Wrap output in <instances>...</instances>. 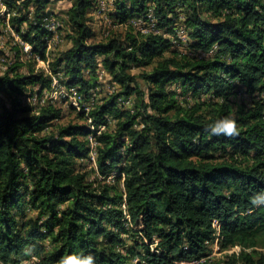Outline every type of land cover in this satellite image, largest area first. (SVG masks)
<instances>
[{
	"label": "trees",
	"instance_id": "obj_1",
	"mask_svg": "<svg viewBox=\"0 0 264 264\" xmlns=\"http://www.w3.org/2000/svg\"><path fill=\"white\" fill-rule=\"evenodd\" d=\"M50 2L24 0L25 12L10 19L32 50L0 77V264H57L80 251L97 256L96 264H175L211 253L214 222L221 249L242 248L225 264H264L257 251L264 238V0H115L121 23L152 14L160 30L128 36V47L117 39L89 43L95 0H73L72 47L50 62L49 74L37 73L36 59L48 61ZM181 26L192 54L174 49L166 57ZM98 56L121 91L83 107L82 124L58 126L54 104L27 103L52 89L53 76L88 100L94 86L85 73L96 72ZM132 66H152L143 75L147 91L128 73ZM173 86L199 101L179 105ZM241 93L252 104L234 114L232 98ZM132 96L135 108L125 109ZM230 113L239 134H210L207 126ZM111 118L117 129L102 130ZM93 149L97 168L83 171Z\"/></svg>",
	"mask_w": 264,
	"mask_h": 264
},
{
	"label": "rangeland",
	"instance_id": "obj_2",
	"mask_svg": "<svg viewBox=\"0 0 264 264\" xmlns=\"http://www.w3.org/2000/svg\"><path fill=\"white\" fill-rule=\"evenodd\" d=\"M5 1L6 0H0V77L6 71L7 64L17 59V56H21L20 58L25 60L27 59L25 53H29L25 52L24 45L22 44L25 42L21 40L20 35L16 32L10 22V19H13L14 15L18 16L21 13L25 12V8H23L22 6L24 0H17V4L14 8L8 7ZM73 3V0H51L47 11L51 13V19H54L57 22L58 28L55 29V32L52 33L51 37L48 40V61L44 62L36 59L37 73L43 71L49 74L50 62L52 63L63 52L67 51L69 48L72 47V41L70 40V37L73 35V26L70 23L68 11L72 7ZM30 9V12L32 14L35 9V6L31 5ZM115 13H117L115 7V0H95L94 8L91 9L88 14V17L91 19V28L95 34L94 37L89 40V43H106L111 39H117L122 43L123 47H128V36L136 35L139 30L132 28L134 27V25L132 24V20L121 23L116 18ZM181 20H184L183 16L181 17ZM26 30H28V26L27 24H24L23 31ZM155 32L159 33L160 30H157ZM178 34H181L182 38H179V42L177 40L172 41L173 46L165 53L166 57H170V51L174 49L182 54H192V50L189 48V45L186 41L187 31L183 26L179 27ZM167 37L170 40L174 39L173 35H168ZM20 47L22 48V52L24 54L18 52V50H21ZM104 61V56H98V67L96 72L92 75H90L87 71L85 73L87 79H89L92 82V85L94 86L91 89V96L88 100L85 98L84 95H81L80 100L82 101V103H79L80 100H78L77 102H75L76 104L74 105V101L71 97L66 100L64 98H61V88L55 91V97H57V99L55 100L54 105L57 109L61 110V119L55 122L58 126L68 125L69 123L82 124L83 122L79 120L77 116L78 113L81 112L83 107L87 106L92 108L94 107L95 102L102 103L103 101L109 99L111 96L117 95L121 91V87L116 83L114 79V73L104 65ZM115 61V59L112 60L113 63H115ZM151 69L152 66H132L128 70V73L135 76L139 86L143 90L147 91L148 84L143 79V75L150 72ZM24 72L27 73L28 71L24 70ZM116 73H118L117 69ZM59 84L63 86L65 90H67L65 88L66 85L62 83ZM131 85L134 86L135 84L132 83ZM170 89L176 90V100L178 104L183 107L187 108L189 106H193L197 101H199V99H194L187 92H182L180 88L173 86ZM232 99L234 100V114L237 110H240L242 106L246 107L251 106L252 104V99L245 93H241L239 96H237L236 98L233 97ZM136 101L137 99L135 98V96H132L131 101L126 102L125 109H133V107L135 108ZM202 111L208 114V116L211 115V112L213 111L212 104L210 102L208 104H205L203 106ZM56 128H50L46 130L45 133L53 132L56 130ZM101 129L115 131L117 129L116 120L111 118V120L109 121V126H102ZM80 168L83 171H95L94 169L97 168L96 150L95 156L93 157V155L90 154V159L86 161L85 164L81 165ZM95 176V173H91V178H94ZM28 215L29 218L35 217V213L31 211L28 213ZM213 251H216V253L214 254V262L216 264H225L229 256L223 251H237V248L234 247L225 250H219L218 247L215 246L213 248ZM257 251L259 253H264V238H261L259 240V246L257 248ZM36 262V258H32L30 260H27L23 264H36Z\"/></svg>",
	"mask_w": 264,
	"mask_h": 264
},
{
	"label": "built area",
	"instance_id": "obj_3",
	"mask_svg": "<svg viewBox=\"0 0 264 264\" xmlns=\"http://www.w3.org/2000/svg\"><path fill=\"white\" fill-rule=\"evenodd\" d=\"M148 18H149L148 21H145L142 18L134 19L132 21L134 28L139 30V32L142 34H148L150 32L157 31L155 18L152 16V14H149ZM46 28L49 31L55 32V29L58 28L57 22L54 19H51V18L48 19ZM155 33H157V32H155ZM179 38L180 39L182 38L181 34H179ZM22 44L24 45L25 52H30L31 46L27 43H22ZM203 55L206 56L205 53H203ZM60 88H61V92H60L61 98H64L66 100L69 97H71L72 100L74 101V105L76 104L75 102H77L78 100L81 99V95H78V93L75 89L65 90L64 87L59 84L57 77L53 76L52 89L51 90H45L41 95L36 94V95L28 98L27 103H29L35 107H42V106H46L47 104H54L55 100L57 99V97H55V91L57 89H60ZM79 103H82V101L80 100ZM84 109L86 111L91 110V108L87 107V106H85ZM89 141L93 146H95V141H94V138L92 136L89 137ZM90 154H92L94 157L95 156V150L93 149ZM213 226L217 230V239L211 245V247H212L211 253L205 257L200 258V259L176 261L175 264H203L206 262H212V261L214 262V256H215L214 254L216 253V251H213V248L215 246H217L219 250L221 249L219 246H220V239L222 237L219 233L218 226H217L216 222L213 223ZM223 252L227 253L228 256H231L233 253H239V248L237 247V251H223Z\"/></svg>",
	"mask_w": 264,
	"mask_h": 264
},
{
	"label": "clouds",
	"instance_id": "obj_4",
	"mask_svg": "<svg viewBox=\"0 0 264 264\" xmlns=\"http://www.w3.org/2000/svg\"><path fill=\"white\" fill-rule=\"evenodd\" d=\"M207 128L210 131V134L213 135L225 134L228 136H233L238 135L240 131L237 119L235 115L231 113L220 119L215 120L213 123L209 124ZM235 247L239 248V253H233L229 257H232L233 255L238 256L241 253L242 248L240 246ZM97 259L98 257L92 253L84 254L83 251H80L72 252L71 254H66L65 256L61 257L57 264H96Z\"/></svg>",
	"mask_w": 264,
	"mask_h": 264
}]
</instances>
